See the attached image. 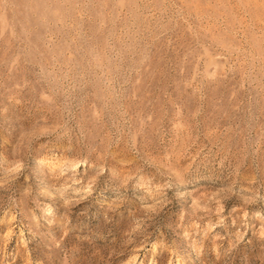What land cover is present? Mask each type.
Segmentation results:
<instances>
[{"label": "rangeland", "instance_id": "374dc122", "mask_svg": "<svg viewBox=\"0 0 264 264\" xmlns=\"http://www.w3.org/2000/svg\"><path fill=\"white\" fill-rule=\"evenodd\" d=\"M0 264H264V0H0Z\"/></svg>", "mask_w": 264, "mask_h": 264}]
</instances>
